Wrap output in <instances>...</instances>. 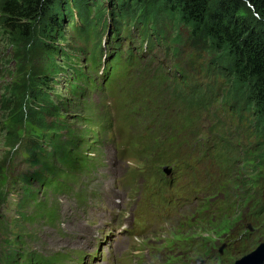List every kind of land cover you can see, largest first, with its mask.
<instances>
[{
	"label": "trees",
	"instance_id": "16d2710c",
	"mask_svg": "<svg viewBox=\"0 0 264 264\" xmlns=\"http://www.w3.org/2000/svg\"><path fill=\"white\" fill-rule=\"evenodd\" d=\"M243 1L264 22V0ZM211 3V0H0V46L20 43L46 46L43 38L67 42L68 36H73L82 49L73 47L59 60L52 57L47 61L54 76L61 72L68 75L76 66L83 69L75 70L72 78L67 77L70 105L90 110L84 95L95 91L119 92L122 101L130 97L132 102L136 100L131 108L133 144L138 159L149 157L145 161V176H161L165 166L214 164L224 178L219 194L225 205L235 189L226 190L224 181L238 185L237 190L245 196L264 191V179L259 183L264 178L263 174L259 178L260 171L264 172V32L239 20L228 5L211 7ZM134 24L142 31L138 53L129 51L130 55H126L128 51H118L110 66L105 67L104 76L100 77L104 79L102 83L98 73L104 36L111 33L117 45L121 41L115 42L119 40L116 32ZM145 36L149 40L143 43ZM122 41L129 42V47L131 43L136 45L134 40ZM54 50V46L47 45V52ZM199 59L203 62L196 67L193 63ZM49 82L33 101L39 112L48 111L56 97L62 99L52 95V87L57 84L55 77L50 76ZM8 94L6 91L0 96L2 109L4 104V109L11 106ZM59 106L53 107L55 114ZM228 115L237 121L235 128ZM84 118L77 117L74 126L67 125L65 120L50 123L47 127L50 133L34 144L33 154L19 151L26 157L25 164L35 169L30 176L15 179L22 184L25 196L18 203L17 210L21 212L18 224L9 223L4 214L6 208L0 207V246L11 243L2 240L4 235L13 236L14 243L26 239L21 244L27 246L31 236L22 234L24 225L33 227L54 221L58 213L56 207L50 206V199L53 201L55 195H73L75 176L95 168L93 159L81 155L82 151H94L87 143V131L81 128L85 124L91 126L96 117ZM0 136H8L4 127L0 128ZM92 139H96L95 135ZM245 147L253 150L251 156L243 150ZM250 160L253 165H249ZM250 168L251 176L257 180L252 187L251 183L236 179L241 170ZM32 182L38 188H32ZM211 188L208 184L204 190L208 200L215 196ZM255 207L248 213L253 219L243 222L241 227L248 226V222H264V203ZM230 216L229 211H222L223 219ZM60 260L35 255L23 247L20 255L15 250L3 251L0 264H55Z\"/></svg>",
	"mask_w": 264,
	"mask_h": 264
},
{
	"label": "rangeland",
	"instance_id": "374dc122",
	"mask_svg": "<svg viewBox=\"0 0 264 264\" xmlns=\"http://www.w3.org/2000/svg\"><path fill=\"white\" fill-rule=\"evenodd\" d=\"M211 1V7L221 3L226 4L234 10L239 20L251 25L259 32H264V22L255 17L253 10L245 1ZM109 27L112 26L109 25ZM67 31L72 32L69 29ZM116 34L119 40L115 42H121L116 45L112 41L113 36H104V42L100 44L101 48L107 44L112 55H116L120 50L128 51L126 55H130L129 51L132 54L138 53L137 46L141 45L142 31L137 29L135 24L132 28L129 25L125 26ZM68 38L70 39L67 42L43 38L42 42L46 46L36 43L0 46V96H4L8 91L12 99L11 106L8 105V108L4 109L5 104L3 109L0 106V128L4 127L8 134L6 138L0 136V207L6 208L4 214L9 223L18 224L21 212L19 214L17 207L19 201L25 196L22 184L15 179L21 175L30 176L35 169L25 164L26 157L21 156L20 152L27 153L26 155L33 154L34 144L40 143L43 140L42 137L50 133L47 128L50 123L65 120L67 125L74 126L78 122L77 117L85 119L84 117L88 118L90 115L95 116L91 126L85 124L86 126L81 128L87 131L85 134L87 143L94 150L90 153H87V150L82 151L81 155L93 159L95 168L84 172L83 175L75 176L73 195H55L53 201L50 199V206L56 207L58 213L54 221L42 222L33 227L24 225L25 231L22 234L31 236V242H27V246L21 244V241H28L26 239L22 238L14 243L13 236H2L3 241L8 239L11 243L9 246L5 243L1 244L0 257L3 251L11 250H15L20 255L22 248L25 247L35 255L62 258L60 263L58 261L55 264H103L102 261L112 257L119 260L121 264H187L189 260L200 257L191 252L194 247L192 243L194 238H197L195 246L200 248L199 243H204L207 252L210 248H214V253L217 252L216 250L226 242L230 228L243 224L246 221V215L256 210V205L264 203V191L258 190L255 196L249 194L245 196L237 190L238 185L225 181L223 183L226 190L229 187L235 189L230 193L232 196L229 197L227 204L222 203V196L218 189L217 197L210 202H201L194 210L182 215L179 218L181 225L177 220L174 222L165 220L172 214L173 209L161 199L168 196L164 193L160 197L156 196L154 202L144 200L139 205V207H157L153 218L145 219L141 216L140 233L123 232L120 238H115V229L118 226L115 221L126 219L129 215V219H133L137 201L148 192H158L162 183L145 176L144 166L147 165L145 161L149 157L138 159L132 150L131 108L136 104V100L132 102L130 97L122 101L119 92L95 91V93L87 92L84 95V102L88 103L90 110H82L80 106L70 105L72 98L67 91L69 87L67 83L70 82L67 77L72 78L75 70L83 69L81 66H76L69 70L68 75L61 72L62 74L54 76L47 65L49 58L59 60L65 51H73V47L82 49L80 44H76L73 36ZM122 39L134 40L136 45L131 43L129 47V42H123ZM148 40L149 38L145 36L143 43ZM47 45L54 46L55 50L52 53L47 52ZM73 54L78 55V52L74 51ZM58 60L56 63L59 62ZM202 62L203 59H199L193 64L197 67ZM50 76L57 80V84L52 87L54 89L52 95L62 99L56 97L54 105L48 111L39 112V106L33 101L35 96L45 88V83H50ZM98 76L101 77L99 74ZM100 80L104 83V79L100 78ZM201 80L207 81L206 78ZM219 89H222L221 85ZM56 105H60L57 114L53 109ZM226 117L231 120L234 128L238 125L230 115ZM241 127L244 129V126ZM93 135L96 137L94 140ZM243 150L247 151L248 156H251L253 151L247 150L246 147ZM249 165H253V161L250 160ZM203 171L204 169L201 173ZM212 173L216 176L215 172ZM251 173V168L241 170L236 179L240 183H251L252 187L257 180L251 176ZM260 174L264 175V172L260 171L259 178ZM261 179L264 178H260L259 183ZM32 188H38L37 183L32 182ZM38 193L40 194V190ZM222 211H229L231 216L223 219ZM212 212L220 215L218 221H222L218 223L219 225ZM208 218H210L209 221ZM209 224L213 225L209 226ZM263 224L262 221H259V224L253 223L254 234L239 247L224 248L221 255L217 256L215 264H235L257 249L261 243H264ZM119 227L121 231L128 230V228ZM259 228L262 230H257ZM17 230L15 229L14 232L17 233ZM141 233L144 234L139 235ZM204 252L203 249L199 251L200 254Z\"/></svg>",
	"mask_w": 264,
	"mask_h": 264
},
{
	"label": "water",
	"instance_id": "95a60500",
	"mask_svg": "<svg viewBox=\"0 0 264 264\" xmlns=\"http://www.w3.org/2000/svg\"><path fill=\"white\" fill-rule=\"evenodd\" d=\"M168 172L167 170H164ZM235 264H264V243H261L257 249L241 258Z\"/></svg>",
	"mask_w": 264,
	"mask_h": 264
},
{
	"label": "clouds",
	"instance_id": "9594fccd",
	"mask_svg": "<svg viewBox=\"0 0 264 264\" xmlns=\"http://www.w3.org/2000/svg\"><path fill=\"white\" fill-rule=\"evenodd\" d=\"M247 256V255H246Z\"/></svg>",
	"mask_w": 264,
	"mask_h": 264
}]
</instances>
